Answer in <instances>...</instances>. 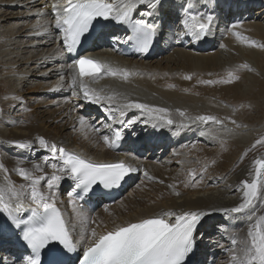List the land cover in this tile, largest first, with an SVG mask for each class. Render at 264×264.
Segmentation results:
<instances>
[{
  "label": "bare ground",
  "instance_id": "1",
  "mask_svg": "<svg viewBox=\"0 0 264 264\" xmlns=\"http://www.w3.org/2000/svg\"><path fill=\"white\" fill-rule=\"evenodd\" d=\"M124 1L128 3V0H118ZM53 2L0 0V165L3 166L0 190L3 195L9 193L4 184L30 195V182L17 174L19 168L34 176L49 177L53 173L51 164L58 161L52 159L47 148L40 146L39 138L49 145L54 143L57 148L93 160L128 157L110 153L102 140L106 135L100 133L105 132L101 122L106 115V102L91 103L79 94V87H68L71 70L58 42L60 35L54 28ZM153 3L154 8L147 2L135 6L139 16L162 22L152 57H117L101 45L102 41H97L95 46L103 52L100 57L117 74L102 75L94 82L84 79V83L90 89H102L101 95L115 93L118 99L127 97L130 101L167 108L175 123L159 122L156 131H152L155 128L151 124L143 123L145 117L140 116L139 109L128 110L127 116H140L134 132H158L169 148L157 164L153 161L164 145L155 151L145 150L143 158L133 159V167L138 169L144 165L148 176H141L140 171L133 172V179L140 182L131 186L127 197L115 202L113 207L102 205L87 210L69 204V198L62 194L71 182L66 176L55 189V204L61 208L81 253L88 243L81 237L89 236L92 229L101 233L115 225L153 218L163 212L176 215L192 211L205 213L195 234L196 264H207V259L215 255L217 259L213 264H229L233 251L239 254L244 246L242 241L246 239L250 222L246 215L233 218L221 209L241 203V181L250 182L254 176V163L246 161L264 152V148L253 147L254 139L264 126V0H153ZM189 10L192 14L214 17L206 47H184L180 40L187 36L178 33L183 30ZM147 12L152 15L142 16ZM168 27L170 32H167ZM244 64L248 67H240ZM226 67L233 68V73L240 75V79L226 86L199 83L201 80H222ZM125 70L129 73L127 79L123 76ZM186 75L192 78L185 80ZM61 76L64 77L62 86ZM40 92L56 98L44 101L37 95ZM52 104H56L55 109L50 108ZM35 105H41L45 113H50L54 130L42 122L30 123ZM177 109L185 116L181 117ZM251 109L259 110L263 116L251 118L248 112ZM13 111L21 114L10 117ZM76 114V132L65 133L72 125L67 118ZM86 115L92 119L96 117L93 122L100 132L92 131ZM201 115L216 116L223 124L197 121L195 117ZM80 117H84L83 125ZM233 120L236 124L231 122ZM63 136H69L70 143L65 142ZM15 142H28L31 146L20 149ZM139 146L149 147L146 143H139ZM245 150L248 153L243 156ZM45 158L49 161L47 164ZM256 159H264V155H256ZM34 165H40L43 171H36ZM190 171L194 175H189ZM148 177L156 182L151 183ZM40 187L42 191H48L46 180L41 181ZM255 213L264 214V204L258 202ZM233 238L237 240L236 245L232 244ZM2 264L18 263L8 258Z\"/></svg>",
  "mask_w": 264,
  "mask_h": 264
},
{
  "label": "snow or ice",
  "instance_id": "2",
  "mask_svg": "<svg viewBox=\"0 0 264 264\" xmlns=\"http://www.w3.org/2000/svg\"><path fill=\"white\" fill-rule=\"evenodd\" d=\"M146 2L149 7H155L153 0H128L126 4L120 3L118 0H54L51 5L54 28L62 38L64 49L68 53H76L77 46L82 43V38H86V34L90 33L94 21L98 18L112 19L118 23H130L129 17L132 9L137 4ZM145 15L150 16L152 13L142 14V16ZM213 22L214 17L212 15L192 14L189 10L187 18L183 21V30L178 35H191L199 40L208 33ZM131 30L133 35L129 36L128 40L136 42L138 51L147 52L152 36L155 34L156 25L141 18L131 24ZM44 32L47 33L48 29L45 28ZM233 35L238 34L233 33ZM67 67L71 70L68 87L71 89L79 87L80 92L83 93V98L91 103L106 102V114L109 120L121 125V128H131L140 122V116L145 117L143 123L151 124L153 128L160 126L159 122H163L165 125L175 123L169 117L167 108L130 101L127 97L118 99L115 93L101 95L102 89L99 91L90 89L84 83L85 77L94 82L104 74H117L106 63L82 55L73 59ZM240 67L247 68L248 66L244 64ZM128 75L129 73L125 70L123 72L124 78L127 79ZM183 78L190 80L192 77L186 75ZM236 79L239 77L230 71L227 79L219 81L201 80L199 83L209 85L231 83ZM60 80L62 86L64 77L61 76ZM169 87H173V85H169ZM121 100H123L122 103ZM114 105L116 106L115 109L113 108ZM130 109H139L140 116L126 119L127 111ZM177 111L181 117L185 116L183 111L179 109ZM115 112H119V115H115ZM195 119L203 123L211 121L215 124H223L222 120L212 115H201ZM231 122L236 124L234 120ZM80 123L82 125L85 123L84 117H80ZM112 123L106 125L112 131V136L103 135L102 140L108 148L115 149L123 138V132L113 129ZM89 127L94 132H100L99 128L91 125ZM262 143L264 140H257L253 147ZM39 144L41 147L47 148L52 153V159L58 163L51 164L53 173L49 177L45 175L34 176L23 168L17 169V174L21 179L30 182L31 191L27 198L34 206L25 210L21 202L22 192L9 185L7 189L10 193L9 200L17 201L13 207L11 203H5L3 190H0V213L6 215L7 219L17 229L22 228L21 238L31 250L29 255L23 257L22 264H41V250L53 242L62 245L68 251L75 250L76 245L69 233L67 224L55 204V189L65 176L75 182L76 188L83 193H88L93 185H102L105 189L118 187L129 173L137 171L136 168L124 161L115 163L87 161L79 155L66 152L63 148H57L54 143L49 145L43 138H39ZM15 146L26 149L31 145L28 142H15ZM48 162V159L45 158V164ZM253 163V178L250 182L248 180L241 181L243 189L241 203L230 209H221L222 212L231 214L233 218L246 215L250 222L246 239L242 241L244 246L239 254L233 251L229 264H264V214L257 215L255 213L257 203L264 204V200L261 199L264 197V159H256ZM0 169H3L2 165H0ZM34 169L38 172L43 171L40 165H34ZM4 171L7 170L4 169ZM189 175H194V173L190 171ZM145 176H148L146 172ZM148 178L151 179V177ZM44 180H46L47 192L42 191L40 187L41 181ZM175 194L179 195V193ZM68 195L69 204H73V193L69 192ZM78 198L83 199V196ZM50 199L51 202H49ZM23 211H26V219L17 215ZM204 215L206 214L194 211L184 212L180 215L163 212L154 218L141 219L138 222L125 225H115L112 229L101 233L92 229L89 236L81 237L82 240L87 239L88 243L83 249L80 264H185L186 257L194 247V232ZM173 218L175 222H173ZM232 244H237L235 238L232 239Z\"/></svg>",
  "mask_w": 264,
  "mask_h": 264
},
{
  "label": "rangeland",
  "instance_id": "3",
  "mask_svg": "<svg viewBox=\"0 0 264 264\" xmlns=\"http://www.w3.org/2000/svg\"><path fill=\"white\" fill-rule=\"evenodd\" d=\"M233 72V68H231V67H226V69H225V72H226V74H225V76H224V78L223 79H227V76H228V72ZM234 74V73H233ZM235 75V74H234ZM235 76H237V77H239V79H240V75H235ZM239 79H236V80H233L232 82H236V81H238ZM230 83H222V85H224V86H226V85H229ZM204 86H206V84L204 85ZM42 94V95H41ZM38 96H40V99H42V100H44V101H52V100H54L55 98H56V96H54V95H49L48 93H47V95H46V93H44V92H40V93H38L37 94ZM82 95V94H81ZM41 101V100H40ZM44 103H46V102H44ZM53 106H54V108H53ZM42 106L40 105V106H37V105H35V108H34V111H33V114H32V118L30 119V123L31 124H34V122L35 121H37V122H42L43 123V125H45L46 127L48 126L49 127V125H50V127L53 129L54 128V125H53V122L52 121H50V118H52V116L50 115V113H45L42 109ZM50 108H52V109H55L56 108V104H52L51 106H50ZM248 108H250V107H247V109ZM249 113H250V116H251V118H258V117H261V116H263L261 113H259V110H254L253 111V109H251V111L249 110L248 111ZM14 113V114H13ZM19 114H21L20 112H18ZM18 113H16V111L14 112H12L11 113V116L10 117H15L14 115H18ZM254 113H256V114H254ZM253 116H252V115ZM86 118H88V120H89V123H90V121H91V116H89V115H86L85 116ZM78 117H77V114L75 115V117H68L67 118V121H69L70 120V122H72V125L71 126H69L66 130H65V133H75L76 132V127H75V124H76V121L74 122V120L75 119H77ZM250 118V119H251ZM74 122V123H73ZM94 122H92V123H90V125H92V126H94ZM42 126V125H41ZM44 126V127H45ZM94 127H97V125H95ZM54 130V129H53ZM261 134L260 135H263V136H260V135H257L256 136V138L254 139V144H255V142L257 141V140H264V126H263V128H261ZM63 139L65 140V142H67L68 141V139H69V136H63ZM68 143H70V141H68ZM253 143V141H251V144ZM255 148H264V143H262V144H256L255 145ZM247 151L245 150V154L243 155V156H245V155H247ZM253 154H255V153H253ZM256 155H257V157H259V156H262V155H264V152H259L258 154H255L250 160H248V161H246V162H254L255 160H256ZM150 163H153V162H150ZM137 168V167H136ZM143 172H144V176H145V172H146V169H145V167L143 166ZM140 171V170H139ZM140 175H142V174H140ZM133 181H131V183H130V185L122 192V195L115 201V202H117V201H120V200H123L124 198H126L127 197V195H128V192H129V190H131L132 189V187H134L137 183H139L140 181H138L139 179H132ZM150 180V182L152 183H155L156 182V180H152V179H149ZM5 185V186H4ZM3 185V187H5L4 189H8V187H9V185L10 184H4ZM12 186V185H11ZM132 186V187H131ZM168 188H169V186L168 185H166ZM7 191V190H6ZM63 194V193H62ZM148 195L149 194H147L146 196L148 197ZM149 197H150V195H149ZM114 202V203H115ZM107 206H111V207H113L114 205H107Z\"/></svg>",
  "mask_w": 264,
  "mask_h": 264
}]
</instances>
